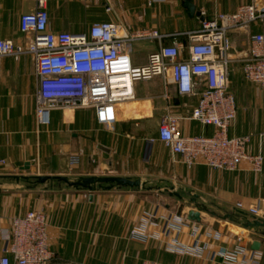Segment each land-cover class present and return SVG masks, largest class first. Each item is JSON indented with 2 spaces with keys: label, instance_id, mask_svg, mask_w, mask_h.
Segmentation results:
<instances>
[{
  "label": "crops",
  "instance_id": "crops-1",
  "mask_svg": "<svg viewBox=\"0 0 264 264\" xmlns=\"http://www.w3.org/2000/svg\"><path fill=\"white\" fill-rule=\"evenodd\" d=\"M191 1L197 10L211 16L218 11H235L251 0ZM35 4V0H0V38L26 42L20 16L32 11ZM48 10V28L56 31H81L95 21L107 20L127 30L182 32L178 38L184 45V55L191 41L184 31L198 29L202 19V14L190 15L185 0H48ZM234 32L231 37L237 48ZM172 39H139L152 41V46L146 52L129 46L133 61L146 62L151 51ZM37 84L33 54L2 56L0 235L12 226L14 216L43 209L49 221V245L54 251L47 264H141L146 259L225 264L218 251L240 244L260 250L259 264H264V225L248 226L244 216H240L241 221L229 217L232 210L246 211L236 207L238 201L248 207L264 199V162L260 171L254 170L248 159L235 170L214 168L203 161L190 166L158 138L162 115L166 111L191 114L199 92L180 94L174 83L166 85L158 75L135 83V98L117 104L113 121H98L93 107H64L52 110L49 123H40L36 116ZM230 90L236 97L237 116L229 134L252 133L248 152L264 154V88L244 77L241 61L232 63ZM180 131L185 135L212 134L215 126L185 117L180 121ZM39 174L67 175L72 180L92 174L124 175L140 177L145 184L115 183L108 187L105 183L90 189L58 178L45 182L27 179ZM194 210L199 211V217ZM146 213L156 215L148 227L151 232L161 231L165 217L171 213L186 215L189 222L171 234L190 244L195 241L192 226L199 224L203 253L169 250L171 234L146 241L131 238V228L141 224ZM254 216L264 221V208L261 215ZM211 232H219V236ZM255 240H261L259 249L251 247ZM3 245L0 237V250Z\"/></svg>",
  "mask_w": 264,
  "mask_h": 264
},
{
  "label": "built area",
  "instance_id": "built-area-1",
  "mask_svg": "<svg viewBox=\"0 0 264 264\" xmlns=\"http://www.w3.org/2000/svg\"><path fill=\"white\" fill-rule=\"evenodd\" d=\"M35 8L20 16V27L26 42L0 38V60L12 54L34 55L38 84L36 89V116L40 123H49L51 112L64 107H93L100 122L116 119L117 104L136 96L135 83L162 76L166 85L174 83L180 94L200 93L191 114L179 115L166 111L160 120L158 138L183 161L193 165L203 161L211 167L235 170L248 159L253 169L263 167L264 154L249 153L252 133L230 135L229 128L237 116L235 94L230 90L232 63L241 61L244 77L264 88V0H251L235 11H218L204 16L198 29L184 31L191 41L188 54L178 38L182 32L161 33L157 28L127 30L115 21H95L81 31L51 30L48 28V0H35ZM110 9L111 7L108 6ZM249 33L248 45L235 48L232 31ZM173 37L170 43H161L151 51L147 61L135 63L129 42L139 39ZM189 117L206 125H214L212 134L185 135L180 131L181 119ZM259 199L239 209L252 215L263 213ZM154 213H146L141 224L130 230V237L143 241L163 238L181 231L189 218L181 213L165 217L161 231H149ZM175 231V232H174ZM200 225L193 224V243H186L171 234L168 249L182 254L201 255L204 245L199 239ZM219 236V232H211ZM210 234V235H211ZM0 237V264H47L54 256L49 245V221L43 209H30L12 219V226ZM241 239V236H238ZM225 264H259L260 250L246 245L226 247L218 251ZM65 264H75L67 261ZM141 264H177L159 259H146Z\"/></svg>",
  "mask_w": 264,
  "mask_h": 264
},
{
  "label": "water",
  "instance_id": "water-1",
  "mask_svg": "<svg viewBox=\"0 0 264 264\" xmlns=\"http://www.w3.org/2000/svg\"><path fill=\"white\" fill-rule=\"evenodd\" d=\"M185 4L189 9L190 15L201 14V11L197 10L196 4L191 0H185ZM201 18L203 19L204 16L202 15ZM26 166H28L29 161H26ZM37 178L41 182H45L50 179L58 178L60 180L66 181L70 185L75 186H82L88 187L90 189H96L97 186H103L105 183L106 186L110 187L115 183L120 186H137L142 187L144 186L145 182L140 177H131V176H124V175H99V174H92L80 177L79 179L72 180L67 175H51V174H39ZM104 185V186H105ZM207 208L206 205H201ZM193 213L195 216L199 217L200 213L198 210H194ZM257 223H261L257 221ZM264 224V222H262ZM261 246V240H255L251 247L255 249H259Z\"/></svg>",
  "mask_w": 264,
  "mask_h": 264
},
{
  "label": "rangeland",
  "instance_id": "rangeland-1",
  "mask_svg": "<svg viewBox=\"0 0 264 264\" xmlns=\"http://www.w3.org/2000/svg\"><path fill=\"white\" fill-rule=\"evenodd\" d=\"M233 38L239 42L237 45V48L240 49L242 47H245V43L247 42L249 38V33L245 30H236L233 33ZM130 48L136 50V51H141V52H146L151 46H152V41L150 40H136V41H131L129 42ZM142 81V80H139Z\"/></svg>",
  "mask_w": 264,
  "mask_h": 264
},
{
  "label": "trees",
  "instance_id": "trees-1",
  "mask_svg": "<svg viewBox=\"0 0 264 264\" xmlns=\"http://www.w3.org/2000/svg\"><path fill=\"white\" fill-rule=\"evenodd\" d=\"M27 179L30 181V182H37L39 181L38 178H37V175H32V176H28ZM81 187V186H79ZM240 216H244L245 218V221L244 223L247 224L248 226H251V225H264L262 222V220H260L259 218L257 219V217H255L254 215H252V217H249V213L246 212V211H243V210H232L230 211L229 213V217H231L233 220L235 221H241L240 219ZM257 221H260L261 223H257Z\"/></svg>",
  "mask_w": 264,
  "mask_h": 264
}]
</instances>
